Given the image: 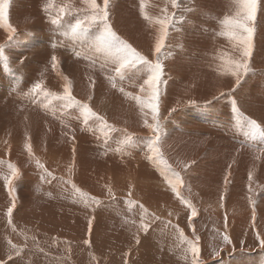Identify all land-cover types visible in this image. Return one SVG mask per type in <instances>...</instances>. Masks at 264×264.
<instances>
[{
    "label": "bare ground",
    "instance_id": "6f19581e",
    "mask_svg": "<svg viewBox=\"0 0 264 264\" xmlns=\"http://www.w3.org/2000/svg\"><path fill=\"white\" fill-rule=\"evenodd\" d=\"M112 3L114 30L139 52L144 48L153 51L158 25H150L142 18L140 0ZM145 3V10L153 19L163 15L166 0H145ZM61 5L73 10L86 8L81 0H13L7 21L0 24V43L8 38L10 28L21 32L23 39L29 35L33 40L28 44L33 48L14 49L16 53L9 54L7 67L4 56L9 51L0 56V161L3 162L0 175L7 172L10 163L20 170L22 177L15 182L16 207L11 226L7 217L11 197L0 179V264H125V261L127 264H191V253L185 255L184 251L187 244L180 242L178 232L169 226V221L183 230L188 240L194 238L195 228V235L200 237V264H264V249L257 240V233L264 237V192L257 195L259 187L264 188V138H253L259 142L253 148H250L251 138L244 136L240 140L245 129L235 123L229 111L231 103H209L205 109L193 114L189 109L182 119H179L181 115L174 119L178 123L186 120L183 127H202L203 123L211 122L215 130L207 134L204 130L202 133L183 131L180 124L166 119V105L160 101V121L166 132L162 144L164 157L180 173L184 180L181 192L198 213L190 224L189 210L172 193L159 169L146 159L151 132L144 126L140 110L131 98L139 93L132 86L138 81L134 77L123 84L118 82L114 89L98 66L93 72L87 68L86 61L75 59L71 54L73 42L59 32L55 37L52 35L53 26L49 21ZM45 6L49 7L48 12L44 11ZM192 8L194 11L179 40L185 45L194 44L201 52L187 60L174 58L172 70L170 65L169 83L176 86L169 100L171 109L192 99L213 101L235 82L227 79L226 86L217 84L224 78L219 74L224 62L238 55L235 43L220 35L224 31L220 21L234 14L231 0H194ZM53 38L63 40L66 47L53 50L50 46ZM262 38L263 42L256 44L261 59L257 70L263 72L264 35ZM52 55L60 60L56 70L51 67ZM148 56L151 60L155 58L154 54ZM21 60L31 63L24 69L20 66ZM89 75L96 80L93 88L89 87ZM63 76L72 81L76 99L89 102L110 124L126 129L133 136L123 153L113 151L123 139L121 131L105 137L95 124L86 127L81 123L78 109L67 110L61 119V101L53 99L48 104L50 98L40 97L34 103L28 95L38 81H43L45 90L63 95ZM120 87L125 89L124 94L119 91ZM250 87L246 98L251 105L245 104L246 108H254L258 101L264 104V77L255 78ZM90 94L92 100L88 101ZM53 109L56 116L52 114ZM145 112L151 122V114L147 109ZM244 115L251 119L264 118L262 108ZM190 116L197 121H191ZM212 116L217 117L216 124ZM261 125L264 126V120ZM223 132L233 138L226 139ZM29 143L31 157L26 150ZM242 144L245 146L241 147ZM73 146L76 149L74 167L69 170L73 164ZM37 161L57 179L51 183L40 180ZM186 164L190 165L187 169ZM72 184L99 203L86 206L73 195ZM109 188L114 198L109 195ZM249 197L254 204L249 202ZM129 199L133 201L132 206L128 205ZM140 204L148 210L144 222L150 228L146 233L139 229L143 215ZM89 219H92L90 236ZM224 234L229 236L231 244L223 243ZM25 236L27 247H24ZM85 239L90 240V247L83 243ZM9 240L22 248L20 257L13 253L11 260L7 258ZM217 248L221 249L220 253L214 255Z\"/></svg>",
    "mask_w": 264,
    "mask_h": 264
},
{
    "label": "snow or ice",
    "instance_id": "6c2138e0",
    "mask_svg": "<svg viewBox=\"0 0 264 264\" xmlns=\"http://www.w3.org/2000/svg\"><path fill=\"white\" fill-rule=\"evenodd\" d=\"M86 5L84 9L73 10L69 6L61 5L58 8L55 16L50 19V25L52 27V35L55 37L56 33L69 38L72 44L71 54L77 60H84L87 62L86 66L90 71H96L97 66L99 71L104 73L105 79L111 85L112 88H117L118 82L123 84L124 81H131L134 77L138 81L133 84V87L139 89V93L132 95L131 98L136 102L140 115L143 117V123L146 128L151 132V137L148 140V153L146 159L155 165L160 172L165 183L171 189L172 193L180 200V202L189 210L187 217L189 223L197 217V209L191 203L190 200L186 199L181 192L184 187V180L180 173L175 171L164 157L162 151V144L166 132L164 131L163 125L160 121V88L166 81L164 77V65L161 63L162 51L166 48V40L168 39L170 29L173 28L177 21L180 24L185 22L183 16L177 18L176 13H169L167 7L162 9L163 15L153 19L146 12L145 0H140V14L142 18L147 21L150 25H158V36L155 40L154 55L155 60H150L147 56L139 52L135 47L132 46L128 41L123 39L115 30L110 19V5L111 0H102V4L97 3V0H81ZM173 9L179 8V0H169ZM231 5L234 8V14L231 16H225L221 21V25L224 31L220 35L225 36L230 41L235 43V47L238 50V57L229 58L224 62L223 71L220 75H230L235 78L236 86L238 87L242 79L253 72L251 68V58L255 48V37L257 34L258 25V13L264 12V0H231ZM8 7L9 0H0V24L7 21L8 19ZM45 12L49 11V7L45 6ZM73 11L77 14L73 15ZM188 12L194 11L192 8L186 9ZM66 17H72L66 19ZM15 29L10 28L8 40L14 39ZM50 46L53 50L58 47H66L63 40L56 38L50 39ZM0 56H4V46H0ZM5 67L8 66V57L4 56ZM51 67L56 70L60 65V60L56 55H52ZM23 63V60H21ZM89 81V87L93 88L96 84V80L93 76H87ZM65 84L63 86V95H57L44 89L43 81L34 83L30 89L28 95L33 98V102H37L40 97L50 98L48 104H51L52 100H58L62 102L60 118L63 119V113L69 109H78L79 119L84 126H91L95 124L99 131L107 137L108 134L121 131L123 133V139L119 142L117 148L113 151L123 153L124 146L130 145L133 141V136L127 132L126 129H117L113 124H110L108 119L94 111L89 102H82L75 98L72 92V81L67 76H63ZM119 91L124 94L125 89L119 88ZM224 96V93L220 94ZM127 98V97H126ZM213 99H219L214 97ZM92 100V95L88 96V101ZM47 108V105H45ZM151 114V122L148 119V113ZM176 109H171V112H175ZM171 112L169 114H171ZM231 112L234 115L235 123L240 127L244 128V135L249 138H255L257 136L264 138V126L258 123L255 119H251L245 116L235 99L231 101ZM53 116H56V110H52ZM67 127V125H65ZM71 139L74 141L75 136ZM106 145L105 154H107V139L104 141ZM245 145H241L244 147ZM26 150L29 156H32L31 144L26 145ZM75 146H73V164L70 166L74 167L75 160ZM3 162L0 161V165ZM37 168L41 170L40 180L51 183L57 178L45 167L44 164L39 161L36 162ZM185 169L190 167L186 164ZM231 168V165H229ZM20 170L13 164L7 165V172L0 175V179L4 181L5 187L8 189V194L11 197V205L7 208V217L9 226L12 225L13 210L16 207V192L15 182L21 179ZM252 180L249 175V181ZM225 185L228 183L227 176L225 177ZM65 183H69L65 181ZM73 195L83 201L87 206L89 203H99L94 197L89 198L74 184L71 185ZM190 190V189H189ZM251 191V188H249ZM109 195L114 198V193L111 188L108 189ZM128 196H132V192L129 191ZM221 196V200H223ZM249 202L253 203L251 197ZM128 205L132 206L133 201L128 200ZM140 211L143 215L140 218L139 229L145 233L149 231L150 225L144 222V216L148 215V210L143 204L139 205ZM255 207L253 206V219H255ZM171 215V213H169ZM94 219V217H93ZM154 219H159L154 217ZM225 226L227 222V216L225 215ZM169 226L176 229L179 235V240L183 244H187V248L184 250L185 255L191 253L192 260L191 264H200L201 247L199 246L200 237L195 235V228L193 227V239L188 240L184 236L183 230L179 229L178 226L171 225V221L168 222ZM16 231L15 227L12 228ZM92 232V219L88 221V234ZM35 237H33V240ZM224 244H231L229 236L224 234L221 237ZM257 240L259 241L260 247L264 249V237H261L257 233ZM139 239H136V243L139 244ZM85 245L91 246L90 240L85 239L83 241ZM10 247L8 259H12V255L16 257L21 256L22 248L11 240L7 241ZM24 247H27V237L25 236ZM38 247V245H37ZM219 248L214 249V255H219ZM43 251V249H40ZM127 264V261H125Z\"/></svg>",
    "mask_w": 264,
    "mask_h": 264
},
{
    "label": "rangeland",
    "instance_id": "374dc122",
    "mask_svg": "<svg viewBox=\"0 0 264 264\" xmlns=\"http://www.w3.org/2000/svg\"><path fill=\"white\" fill-rule=\"evenodd\" d=\"M113 1L114 0H111V5H110L111 12L113 10V3H112ZM99 2L100 1L97 0V3H99ZM12 3H13V0H9L8 11L11 9ZM193 3H194V0H179V4H180L179 8L173 9L171 7L169 0H166V4L163 7V9L165 7H167L169 13L175 12L177 18L183 16L185 19V22L183 24H180L177 21L176 25L170 29L168 39L166 40V48L162 51V54H161V63L164 65V70H165L163 79L166 81V83L161 85L160 101H161V103H164L166 105L165 109H164L166 111L165 112L166 113V115H165L166 119H168L169 121H171L173 123L180 124L183 131H187L186 129H190V130H194V133H202L203 132L202 130H204L207 134H212L215 130V127L212 126L211 122L203 123L202 127H197L196 125H192L189 127H183V125L185 126L186 120H182V122L178 123V122L174 121V119L176 118L177 115L178 116L181 115L179 117V119H182V117H184V115L187 113V111L189 109L191 111V114H193V112H195L197 110H201V108L205 109L209 103H213V102H218L219 104L226 103V102L231 103L232 99H235L237 101V104H238V106H239V108L243 114H246L248 111H255L256 109L259 110L260 108H262V111L264 112V104L260 103L259 101L257 102V104L255 106H253L254 108H248V107L246 108V106H245V104L251 105L248 102L249 100L246 98V94L251 90L250 84L255 80V78L264 77V74H263L264 71L262 72V70H257L259 64L261 63L260 62L261 59L258 57L260 49L257 47V44H256L258 41L261 43L263 42L262 35H264V17H263L264 12L258 13V25H257V34L255 37V48H254L253 55L251 58V65H252L251 68H252L253 72L250 73L248 76L244 77L238 87L236 86V82H234L235 84L232 83V85H231L232 87L231 86H230V88L226 87L224 89V91L222 90L221 93H224V96H221L220 95L221 93H219L216 96V97H219V99H214L213 101H206V102L202 101L201 99H192V100L188 101L185 105L175 108L176 109L175 112H171V105H169V100L171 99V95L174 92V88L176 86H173L169 83V81L171 80V73H170V69H169L170 65H171V70H172L174 58H181V59L187 60V58L193 56L195 53L199 54L201 52V50L198 47H196L194 44L187 42L185 45V44H182L181 40H179L180 34L183 33L185 30L184 26L186 25V23L189 20V15H190V13L193 12V11L188 12V11H186V9L192 8ZM99 4H102V2ZM192 9H194V8H192ZM111 12H110V19H111V23H112L114 16L112 19V16H111L112 13ZM20 35H22L21 32H18V30L15 29L14 39H13L14 41L13 40L9 41L7 38L4 43H0V46H4V54H5L6 50L9 51L8 55L7 54L5 55L8 57V60H10L9 54L16 53V51L14 49L23 50L27 46H31L33 48V45H28V44H30V42L33 41L30 39V37H28L29 35H27L28 39L25 37L23 39V37H21ZM15 38H16V41H15ZM19 38H21V39H19ZM186 47H187V49H185ZM153 52H154V50L151 51L150 49L148 50V49L144 48L143 52H141V53L143 55L147 56L151 60V58L148 55L153 54ZM236 57H238V55ZM236 57H234V58H236ZM155 59H156V57L153 60H155ZM29 63H31V62L27 63V62L23 61V63H21L20 66H21V68L25 69ZM227 79H231L232 81L235 80V78L230 76V75H226V76L224 75V78H220L217 81V84H221V85L226 86L227 85L226 84ZM229 111H231V105L229 107ZM170 112H171V114H169ZM212 118L214 120L212 122H215V124H216L217 123V117L212 116ZM189 119L191 121H197L191 116L189 117ZM253 119H255L260 124H262V120H264V118H256V117H253ZM223 135L225 136L226 139L233 138L232 135L228 132H223ZM244 136L245 135H243L240 138V140ZM251 139H252V144L250 145V148L256 147V145L259 142L253 138H251ZM251 151H253V149H251ZM69 180H71V181L73 180V177L71 175H69ZM263 189L264 188L259 187V189L257 190V195L261 192H264Z\"/></svg>",
    "mask_w": 264,
    "mask_h": 264
}]
</instances>
